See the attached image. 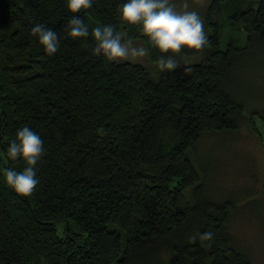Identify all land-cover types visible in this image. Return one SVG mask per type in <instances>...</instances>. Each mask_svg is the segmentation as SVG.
<instances>
[{"label": "trees", "instance_id": "16d2710c", "mask_svg": "<svg viewBox=\"0 0 264 264\" xmlns=\"http://www.w3.org/2000/svg\"><path fill=\"white\" fill-rule=\"evenodd\" d=\"M126 2L93 0L73 14L67 0H0V264H249L225 230L231 204L204 194L206 173L193 162L202 134L234 131L241 117L227 82L239 57L264 58V0H209L208 43L176 56L174 72L158 71V50L121 23ZM73 15L90 31H124L148 48L150 65L93 55L91 37L67 35ZM225 23L241 43L223 41ZM36 24L57 33L54 55L31 35ZM253 113L264 127V109ZM24 127L45 150L31 197L3 174L25 167L6 159ZM208 231L213 240L201 242Z\"/></svg>", "mask_w": 264, "mask_h": 264}, {"label": "rangeland", "instance_id": "374dc122", "mask_svg": "<svg viewBox=\"0 0 264 264\" xmlns=\"http://www.w3.org/2000/svg\"><path fill=\"white\" fill-rule=\"evenodd\" d=\"M208 1L204 0L203 6L198 0L189 3L203 18ZM174 2L179 5L182 0ZM221 33L224 42L233 37L241 43L244 37L240 31L230 30L226 23ZM196 60L197 56L188 58ZM135 62L150 65L145 58ZM232 69L227 84L244 105L241 117L237 118L234 131L202 134L193 163L201 179L202 173H206L204 194L215 200H228L232 206L225 226L230 242L248 258L249 264H264V127L253 113L264 109V58L243 55ZM249 116L256 132L247 121Z\"/></svg>", "mask_w": 264, "mask_h": 264}, {"label": "clouds", "instance_id": "9594fccd", "mask_svg": "<svg viewBox=\"0 0 264 264\" xmlns=\"http://www.w3.org/2000/svg\"><path fill=\"white\" fill-rule=\"evenodd\" d=\"M198 3L203 6L204 0H198ZM92 4L93 0H67L66 7L70 13L77 14L90 9ZM119 13L122 24L129 26V30L138 28L148 44L158 50L160 55L155 62L158 71L174 72L180 67L176 56L185 50L201 52L208 43L203 19L189 0H182L179 5L174 0H127L119 8ZM65 31L72 39L91 37L95 42L93 55L102 56L109 62L139 61L148 55V48L138 45L124 31L112 25H97L90 31L78 15H73ZM31 35L38 38L48 56L58 51L59 38L52 29L36 24L31 28ZM44 154L43 140L37 133L28 127L18 130L7 148L6 159L15 161L20 158L25 167L19 172L12 168L3 170L7 186L21 197H31L39 183L36 165ZM198 236L201 242H211L214 233L208 231ZM191 239L195 242L197 236Z\"/></svg>", "mask_w": 264, "mask_h": 264}]
</instances>
